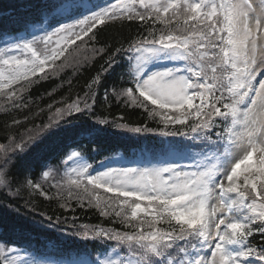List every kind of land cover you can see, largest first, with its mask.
<instances>
[{"label": "snow or ice", "instance_id": "obj_1", "mask_svg": "<svg viewBox=\"0 0 264 264\" xmlns=\"http://www.w3.org/2000/svg\"><path fill=\"white\" fill-rule=\"evenodd\" d=\"M33 7L38 17L48 18L47 27L38 29L43 35L30 32L31 39L17 38L0 48V97L21 100L18 93L39 82L33 77L47 79L49 69L57 75L68 66V49L77 41L84 42L78 48L89 46L106 22L151 21L148 35L129 43L127 64H117L122 47L111 52L92 46L91 51L93 59L108 51L103 72L123 68L112 85L115 97L143 108L162 127L97 119L85 130L87 143L95 144L111 127L183 138L161 141L160 156L151 166L109 165L93 174L77 150L83 141L61 156L58 163L70 169H65V183L83 189L97 207L100 197L89 185L112 193L118 201L114 214L129 229L78 232L81 239L103 242L105 248L102 255L72 264H264V245L257 249L249 239L254 232L264 235V79L257 80L264 73V55L257 60L258 53L264 54L259 43L264 39V0H42ZM157 23L160 29L154 27ZM160 61H182L184 67H156ZM101 79L98 73L88 87ZM85 97L83 105L77 101L56 109V119L46 126L49 135L57 133L64 115L92 111L88 100L94 102V92ZM39 139L0 144V191L13 197L26 189L46 195L23 165ZM181 161H188V167ZM40 168L47 180L49 161ZM6 233L7 225L0 224V264H52L16 247Z\"/></svg>", "mask_w": 264, "mask_h": 264}, {"label": "trees", "instance_id": "obj_2", "mask_svg": "<svg viewBox=\"0 0 264 264\" xmlns=\"http://www.w3.org/2000/svg\"><path fill=\"white\" fill-rule=\"evenodd\" d=\"M41 2L42 0H0V40L26 31L37 24L32 23L34 20L39 19V23L44 21L46 17H38L33 7ZM151 27H153L151 21L127 19L108 21L99 26L98 38L90 42L89 46L78 48L84 42L77 41L68 49L65 53V57L70 58L68 66L57 75H50L49 69L47 79L33 77L39 82L32 84L22 94L18 93L23 99L8 102L0 97V144L7 145L12 138L27 140L29 136L38 139L42 137L34 148H30L23 165L31 169L27 172L28 178L40 183L46 195L26 189L18 197H13L7 190L0 191V224L7 225L6 234L15 242L16 247L27 249L37 256L55 259L82 256L94 258L103 253L105 244L100 241H85L77 235L78 232L82 233L86 229L119 232L129 230L125 228L121 218L114 214L113 210H118V201L112 193L89 185L90 191L100 197L97 207V201L83 189L70 188L65 183L66 164L58 161L63 154L71 150V146L81 141L84 142L83 147L77 150L83 151L84 157L92 165H100L119 153L131 156L142 151L144 156L149 154L156 157L161 151V141L183 140L179 136L165 138L151 133L134 134L111 127L97 138L95 144L87 143L89 137L85 130L93 126L97 119H107L109 123L113 121L127 123L131 127L147 126L154 129L162 127L158 123V118L151 117L143 108L123 102L125 98L115 97L112 85L118 82L123 68L114 66L115 71L109 70L105 73L102 67L108 59V51L115 52L121 47L124 51L116 53L117 64L121 66L127 64L132 56V53L126 51L129 43L147 36ZM154 27L160 29L162 25L157 23ZM92 46L97 49L104 47L108 51L103 56H96L93 59ZM63 60L62 57L56 61L57 65ZM98 73L102 75L101 82L90 89L88 85ZM15 88H20V85ZM93 92L94 102L88 100L92 105V111L64 115L59 121L60 129L55 135H49L46 126L56 119V109H66L67 105L77 101L83 105L85 93L91 96ZM151 107L153 106L149 105V108ZM45 160L49 161V167L52 169V174L47 180L41 177L40 168L41 162ZM20 178L23 179L22 176ZM53 184H60L61 187H53ZM77 196L82 199H77ZM62 204L66 206L61 207ZM107 204H111L112 207H107ZM103 211L109 214L102 215ZM249 239L257 249L264 245V235L259 232H254Z\"/></svg>", "mask_w": 264, "mask_h": 264}, {"label": "rangeland", "instance_id": "obj_3", "mask_svg": "<svg viewBox=\"0 0 264 264\" xmlns=\"http://www.w3.org/2000/svg\"><path fill=\"white\" fill-rule=\"evenodd\" d=\"M99 3L101 4H110V3H115L116 0H98ZM48 18L46 17L44 19V21L37 23L35 25H32L29 29H27L26 31L22 32V33H18V34H12L11 37H7L4 40L0 41V48H3L5 46V42L7 43H14L16 42L17 38H24V39H31V36L28 34L30 32H36V34L38 35H43L42 31H38V29L41 28V25H43L44 27H47V23L46 20ZM259 43H261L262 45H264V39H262ZM38 48L42 51L43 50V46L42 45H38ZM264 54L258 53L257 55V60L259 61V59L261 58V56ZM168 66V67H176L179 66L181 68L184 67V63L182 61H160L157 63L156 67H162V66ZM152 67V66H150ZM260 79H264V73H261L257 76V80ZM160 153L157 154L156 157H151L150 155H147L146 157H144L140 152L138 153H133L129 158L124 155L123 153H119L118 155L107 159L104 163H102L101 165H92V169H90V171H92L93 174H95L96 172H100V171H104L109 165L113 166V167H121V166H151V164L149 163L151 162H156V160L159 158ZM84 160L88 162V160L86 158H84ZM70 164L72 162H69ZM90 164V163H89ZM181 164L183 166H185L186 168L189 165L188 161H181ZM73 167H77L78 165L73 164ZM65 169H68L70 171V169L68 168V165L66 164ZM65 173V170H64ZM223 227V226H221ZM30 252V251H29ZM31 253V252H30ZM33 255H35L34 253H32ZM37 256V255H36ZM37 258L40 259H44L47 261L52 262V264H72V262L74 261H79V260H84V259H89L86 256H82L79 258H68V259H59V260H55L52 258H47V257H40L37 256ZM258 264V262H257Z\"/></svg>", "mask_w": 264, "mask_h": 264}]
</instances>
